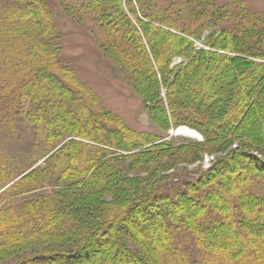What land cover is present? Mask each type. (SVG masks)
I'll return each mask as SVG.
<instances>
[{
  "label": "trees",
  "instance_id": "16d2710c",
  "mask_svg": "<svg viewBox=\"0 0 264 264\" xmlns=\"http://www.w3.org/2000/svg\"><path fill=\"white\" fill-rule=\"evenodd\" d=\"M232 1L235 5L232 9H228V4L219 0H126V3L125 0H85L81 6V10L83 8L85 11L88 7L92 14L97 16L95 18L98 30L111 42V51L114 54L116 52L115 56L119 57L121 65L130 70L129 77L144 102L147 103L154 97L160 99L164 76L168 78L174 75L172 79L176 85L169 94V104L159 105L158 110H161V115L160 118H155V122L169 130L187 121L205 137L204 143L191 141L179 144L172 140L164 141L156 134L154 136L145 134L141 136V144L138 143L140 145H137L136 149L128 146L121 135L123 129H119L121 124L116 123L112 115L108 114L101 105L96 104L93 94L82 88L75 90L73 84L66 83V75L59 77L53 58L46 61L52 71L45 70V67L36 68L35 65H41L37 63L42 60L40 53L43 51L46 56L54 55L55 49L49 27H46L44 20L33 12L35 7L29 6L30 12L20 15L15 22L14 19L0 21L2 25L0 42L3 40L12 42L13 45L20 47L22 50L19 54L20 61L27 63V67H23L21 72L22 75L24 74L23 80L14 90V94L23 90L28 96L30 111L32 110L29 116L40 112L36 113L37 116L34 118L36 126L40 125L46 130L47 140L54 147L60 145L61 150L66 148V153L54 154L45 164L48 165L52 161L57 164L63 159L61 163L68 166L64 170H73L72 174L77 178L75 179L77 182L59 187L51 195L24 196L25 203L16 213L8 206V209L0 211V235L6 236V239L8 237L9 239L6 240L8 242L12 236L16 239L11 249L21 247L23 244L17 245L20 240L27 246L26 249L31 247V250L32 247L37 246L58 245L60 242L54 241L65 234L63 230L67 224H70V234L77 233V236L82 234V244L96 239V244L103 246L104 242L96 236L99 232L96 226L88 225L91 215L98 213L99 208L104 210L101 219H110L108 210L113 207L106 208L103 198L100 199V207L86 203L91 197L100 196L109 187L111 180L120 178L118 175L124 172L126 159H130L132 166L136 164L139 155H146L150 157L148 161L138 165L145 173L144 180H141L142 183L131 182L135 187V190L132 188L131 193L134 195L136 191L139 194L136 197L134 195L133 203H141L142 206H139L142 207L141 211L149 210V204L156 200L165 202L166 211L162 215L163 218H157L159 223L153 225L156 226L152 228L153 230L149 221L151 216H156L157 213H150L146 220L150 228L147 231L149 240L157 245L154 239V234L157 233V241H160L158 243L160 245H157L158 252L165 260L167 256H173L175 259L179 258L181 264L182 262L191 264L184 261V257L176 247L175 232H180L184 238L191 237L194 240L199 254L211 250L212 254L221 257V263H215L210 257L201 254L205 259L204 264H264V163H256L255 168L249 170L242 181L237 179L238 176L233 178L230 170L224 171L221 176L213 175V177L210 171H205L198 180L196 179L197 182L187 180L183 190H174V184L172 194L167 193L170 188L167 190L165 184L151 188L150 185L144 184L154 179V175L159 171L172 168L175 163H187L197 159L204 148L207 151H214L230 144L235 139V134L231 130L227 129L223 134L215 135L212 129L219 119L221 121L226 118L231 121L234 119L237 121V129L243 125V129L247 130L243 136L245 140L239 148L264 149V115L258 110L259 107L264 109V63L256 60L257 56L264 57L262 46L264 16L248 11L238 0ZM227 21L233 23V38H230L229 34L221 33V27ZM146 39L155 52L158 70L153 67L151 61L153 56L144 48ZM197 41L207 45L208 50L201 48ZM226 46L232 48L241 63L235 72L227 71L225 66L222 71L225 75L222 76V73H218L219 66L213 67V63L215 60L224 61L225 57L211 49L221 50L220 48ZM227 56L232 57L230 54ZM175 58L183 61L172 67ZM45 74L59 84V90L52 82L42 93L39 89L36 90L32 82L26 80L33 78L34 75L40 77ZM204 76H208L209 81L203 79ZM241 76L247 85L246 89L236 88ZM186 77L195 79L196 82L193 85L186 84L184 81ZM168 83H170L169 79ZM13 86L14 79L11 80L9 89L11 90ZM3 92L5 94V89ZM237 94L243 95L240 99L242 106L239 105L241 104L239 99H236ZM16 99L18 101L19 98L16 97L13 104ZM46 106L48 107L46 111L41 110ZM234 112L236 115L232 117ZM198 114L203 116V120L195 117ZM257 115L260 121L256 120L258 131L254 132L248 123H252ZM66 121L70 122L69 125L79 126L83 133L75 134L71 126L66 127ZM61 125H64L65 131H61L59 128ZM56 127L59 128V132L54 131ZM58 136L62 137L59 142ZM69 137L80 138L85 143L72 141L65 143L64 140ZM71 142L74 144L73 150ZM87 142L98 143L102 148L98 151L93 148L87 150L90 146ZM104 148L133 154H130V158L115 156ZM166 155L169 157L167 160L150 163L153 158ZM88 174H95L97 179L95 186L84 192L81 185L84 184ZM30 177V173L24 175L16 184L18 188H23L22 194L34 191L36 187L33 186L42 183L40 182L42 177L44 179V176H39L35 181L28 182ZM234 179L238 181L237 184L232 183ZM53 183L58 185L59 180L55 178ZM163 186L164 189L161 190ZM72 188L75 192H68ZM155 191L160 192L150 201L148 196ZM129 193L127 185L122 182L117 183L115 197L127 199ZM182 199L189 206H185ZM68 206L76 210L67 212L65 209ZM137 206H130L126 221H131L133 212L137 210L133 207ZM179 207L181 209H178ZM200 211H202L201 216ZM66 214L68 217H62ZM132 223H135L134 219ZM232 237H236L237 242L227 245ZM45 249L41 256H34L35 258L22 260L16 255L18 258L14 259L16 260L14 264H70V256L67 257L63 252H51L49 248ZM4 263L5 259L0 253V264ZM146 263L152 264L149 259Z\"/></svg>",
  "mask_w": 264,
  "mask_h": 264
},
{
  "label": "rangeland",
  "instance_id": "374dc122",
  "mask_svg": "<svg viewBox=\"0 0 264 264\" xmlns=\"http://www.w3.org/2000/svg\"><path fill=\"white\" fill-rule=\"evenodd\" d=\"M219 1L228 4V9L235 7L232 0ZM238 1L241 2L248 11L259 14L262 17L264 16V0ZM84 2L85 0H0V21L6 22V20L14 19L15 22L20 15L23 16L30 12L29 6L35 7L33 12H36V15L44 20L45 26L49 27V32L53 37L51 41L55 49V54L48 56L42 51L40 53L42 60L37 61V63L41 65H35L36 68L45 67V70L52 71V69H49V65H47L46 61L53 58V64L55 63V69L58 70L56 72H58L60 78L66 75V83L68 85L73 84L75 86L74 89L76 88L75 90L82 88L93 94L96 104L99 106L101 105L108 114L112 115V119L116 121V123L119 122V124H121V126H119V129H123L121 135L123 139L127 141L129 147L136 149L137 145L141 144V136L145 134L150 136L156 134L162 137L164 141L172 140L179 144L189 143L191 141L204 143L205 137L202 132L197 128L191 127L187 121H183L180 126L170 128L169 130L160 127L155 122V118H160L161 115V110H158L159 105L163 103L164 106H167V104H169V94L176 85V82L173 81L174 75H170L168 78L164 76L160 99L154 97L149 102H144L137 92L135 84L129 77L130 70L121 65L119 57L115 56V50H113L115 54L111 51V42L98 30V24L95 18L97 16L92 14V11L88 7H86L85 11L83 8L81 10V6H83ZM24 7L27 9L23 10ZM137 12L139 13V10H137ZM130 15L132 16V13ZM0 28L2 29V25H0ZM221 29V33L229 34L230 38H233L234 28L232 22H225ZM198 44L201 48L208 50V48H206L207 45L204 43L198 42ZM262 46L264 47V41L262 42ZM144 48L153 56L151 60L153 67L155 70H158L155 52L148 39L144 41ZM220 49L221 50L211 49V51L218 52L222 57H225L223 59L224 61L219 62L215 60L213 67L218 68L219 66L218 73H222V76L225 75V73L222 72L225 66H227V71L235 72L241 63L237 58V54H235L229 46ZM20 53H22L21 48L13 45L12 42H6L4 40L0 42V211L8 209V206L13 209L15 213L18 212L23 203H25L23 200L24 196L28 197L38 194L51 195V193L53 194L59 187L77 182V178L72 174V172H74L73 170L65 171L68 166L61 163L63 159L57 164H55V161H52L48 165L45 164L46 161L50 160L49 157H52L54 154L59 155L64 152L66 153V148L61 150L60 145L54 147L51 142L47 140L46 130L40 125L36 126L34 118L37 116L36 113L40 112H35L34 115L29 116L32 110L30 111V103L27 101L28 96L25 95L23 90H19L18 93L16 92L14 94V90L23 80L24 74L22 75L21 73L23 71L22 68L27 67V63L20 61ZM228 54H230V56L232 55V57H228ZM185 58L188 59V56L185 55ZM256 60L259 63H264V57L257 56ZM182 61V59L175 58L172 61V67L175 65L177 66ZM51 66L53 65L51 64ZM175 68L178 70L177 67ZM187 70H189L188 67ZM12 79H14V86L10 90L9 84ZM168 79L170 83H168ZM203 79L209 81L208 76H204ZM243 79V76H241L236 84V88L246 89L247 85L243 82ZM26 80L29 81V83L32 82L36 90L39 89L42 93L46 91V87L51 85L52 82L56 89L59 90V84L52 81V78L46 74L40 77L34 75L33 78H27ZM184 81L186 84L192 85L196 82L195 79L189 77L184 78ZM177 82H179V80ZM3 89H5V94ZM242 96L243 95L240 94L236 99H239L240 102ZM16 97L19 99L18 101L16 99L15 104H13V100ZM210 98L212 99L213 97ZM240 103L239 105L242 106V102ZM47 108L46 106L41 110L46 111ZM258 110L260 114L264 115V109L262 107H259ZM234 115H236V113L231 116L233 117ZM195 117H197L198 120H203L201 114ZM259 118L260 117L257 115L252 123H248L250 127L252 126L254 132L258 131L257 121H260ZM226 120L227 122H225ZM68 122L69 121H66V127L71 126L75 134L78 132L83 133V130H80L79 126L74 124L69 125L70 122ZM242 126L237 129V121L234 119L232 121L229 118L223 121L219 119L215 127L212 126V129L215 135L220 133L223 134L227 129L231 130L232 133L235 134V139H233L230 144L221 147V149H218L219 151H207V149L204 148L199 153L197 159L187 163H175L172 165V168L159 171L157 175H154V179L144 184L150 185V188L165 184L167 190L170 188V190L166 192L172 194V187L174 184V190H183L187 180L190 179L191 181L197 182L198 178L205 171H210L212 173L211 177H213V175L221 176L226 170H230V174L233 178L238 176L237 179L242 181L245 174H247L249 170L255 168L256 163H264V149L239 148L245 140L243 136L245 135V131H247L244 130ZM63 127L64 125L59 126L61 131H65ZM59 128L56 127L54 131L57 132ZM184 128L196 132L198 137H188L184 135L181 133V130ZM58 137L57 140L59 142L62 137ZM136 137H138V139H135ZM67 141L78 142L80 144L85 143L82 139L75 137H69L64 140L65 143ZM72 142L71 149L73 150L74 147L72 148V146L74 144ZM87 144H90L87 150L95 149L98 151L102 148L98 143L87 142ZM104 149H108L109 152L115 156L119 155L130 158V154H133L131 152H120L113 148ZM142 149L143 148H141V150ZM148 158L150 157L139 155V157L136 158V164L134 163L132 166H130V159H126L124 172L120 176L118 175L120 178L111 180L109 187L103 191L100 196H93L91 200L86 203V205L93 204L97 207L101 204L100 199L103 198V203L105 202L106 208L110 206L113 207L108 210L110 219H101V217L103 218L104 210L99 208L98 213L91 215L90 224L88 225L90 227L96 226V230L99 231L96 236L99 240L104 242L102 243L103 246L96 244V239L89 240L87 244L83 243V245L82 234H78V236L76 235L77 233L70 234V224H67V227L63 230L65 234L54 241H59L60 243H58V245L55 244L53 247L37 246L35 248L32 247V250L30 249L31 247L26 249L27 246L20 240L17 245H23L11 249L12 244L16 242L15 237L12 236L14 240L11 239L8 242L6 241L9 239L8 237L6 239V236L0 235V249H3L0 253L5 259L4 264L16 263V260H14L18 258L16 255H19L22 260L26 258L30 259L34 256H41L44 250H46L45 248H49L51 252H63L67 257L70 256V264H147V259H149L152 264H181L179 258L175 259L173 256H167L165 260L164 256L159 254L158 246L160 244L158 243H160V241H157L158 237L156 236V232V234H154V239L158 246L151 243L147 235L148 229L151 228V230H153L156 227H153V225L159 223L157 222V218H163L162 215H164L167 208L165 202L156 200L149 204V210L144 211H141L142 207H139L142 206L141 203H133L134 195L136 197V195L139 194H137L136 191L134 195L131 193L132 188L135 190L131 182H140L144 180L145 173L142 172L138 165L143 161H148ZM168 158L167 155L157 159L153 158L150 163L152 162L151 164H153L161 160L165 161ZM71 168L73 167L71 166ZM29 173L31 174V179L30 181L27 180L28 182L35 181L39 176H44V179L42 177L40 180L42 183L38 186H33L34 188L36 187L34 191L22 194L23 188H18L16 184L24 175ZM55 178L59 180L58 185L57 183H53ZM96 179L97 176L95 174L86 175L85 182L81 185L82 190L86 192L92 189V187L95 186ZM126 179L129 180L127 181ZM119 182H122L129 188L130 193L127 199L115 197V187ZM142 182L143 181H141V183ZM237 182L238 181L234 179L232 183L237 184ZM163 189L164 186L161 190ZM68 192L71 193L75 191L72 188ZM159 192H152L151 195L148 196L149 200L151 201ZM140 201L143 200L140 199ZM150 201L148 203H150ZM183 201L182 199V202ZM183 203H185V206H189L185 201ZM134 204L138 205L137 207H133V209L137 210L133 212V217L131 221L128 222L125 220L127 218V211L130 209V206H135ZM183 206L184 205H182V207ZM179 209H181V207H179ZM65 210L69 212L76 209L68 206ZM150 213H157V215L154 216L152 214L153 216H151L149 221L152 227L149 228V224L146 220ZM199 215H202V211H200ZM5 217L6 215H4V218ZM62 217L66 218L68 215L66 214ZM133 219L135 223H132ZM232 238L233 239L228 240L227 245H230L231 242L232 244L237 242L236 237ZM175 243L180 255L184 257L185 262L191 264L194 262H196V264H204L205 259L201 255L203 253H198L196 249L198 246L191 237L184 238L180 232H175ZM230 247L233 249L232 246ZM77 248L80 249L77 250ZM71 253L77 254V259H75L76 257L74 258L75 254L71 255ZM180 255L177 254V256ZM203 255L210 257L215 263H221V257L212 254L211 250H205Z\"/></svg>",
  "mask_w": 264,
  "mask_h": 264
},
{
  "label": "bare ground",
  "instance_id": "6f19581e",
  "mask_svg": "<svg viewBox=\"0 0 264 264\" xmlns=\"http://www.w3.org/2000/svg\"><path fill=\"white\" fill-rule=\"evenodd\" d=\"M181 133H183L184 135L188 136V137H198V134L194 131H191L187 128H184L181 130ZM123 147V146H122ZM179 209V208H178ZM256 223V222H255ZM89 260V259H88ZM230 262V261H229ZM117 263V262H116Z\"/></svg>",
  "mask_w": 264,
  "mask_h": 264
}]
</instances>
